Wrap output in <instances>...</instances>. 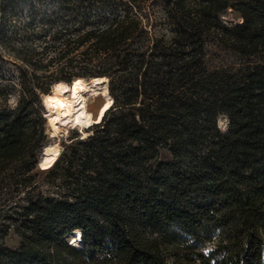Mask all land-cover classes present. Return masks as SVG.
I'll use <instances>...</instances> for the list:
<instances>
[{
	"label": "trees",
	"instance_id": "16d2710c",
	"mask_svg": "<svg viewBox=\"0 0 264 264\" xmlns=\"http://www.w3.org/2000/svg\"><path fill=\"white\" fill-rule=\"evenodd\" d=\"M95 4V21L8 45L22 89L0 110V182L43 138L26 146L37 87L106 76L113 103L46 169L59 194L28 193L0 264H264V0ZM228 8L241 21H222ZM214 45L255 60L241 74L214 66ZM77 229L80 246L66 238Z\"/></svg>",
	"mask_w": 264,
	"mask_h": 264
},
{
	"label": "rangeland",
	"instance_id": "374dc122",
	"mask_svg": "<svg viewBox=\"0 0 264 264\" xmlns=\"http://www.w3.org/2000/svg\"><path fill=\"white\" fill-rule=\"evenodd\" d=\"M90 1L95 0H0V110L13 109L21 93V73L20 62L9 51V43L17 44L42 43L50 41L53 38V33L60 25L67 24L71 27H77L83 22L79 15L89 17L90 21L98 19V15L102 9L95 4L93 7L87 5ZM88 2V3H87ZM94 4V2L92 3ZM93 12V13H89ZM224 22L241 21V16L228 8L227 12L221 15ZM89 22V21H87ZM41 27L44 30H41ZM40 30V31H39ZM65 31L64 33H69ZM213 51L211 64L230 71L241 74L248 66L253 64L255 58L245 57L237 54L231 49L223 48L222 46H211ZM50 69H54L51 66ZM43 70L39 69L38 74L42 75ZM46 77L42 76L38 81H44ZM68 84L67 82H54L49 85V91L44 92L41 88L35 89L34 99L36 100L37 110L40 115L35 117L36 130L33 131L31 137L26 138L27 147L33 143V137H36L40 131L43 133V138L36 147H32L34 157L25 159L24 153L16 162V167L6 173L5 178L0 182V241H4L8 246L18 245L21 239L22 230L18 222L21 219V206L25 203L28 193L56 196L59 194L56 184L60 182V178L54 179L46 174V169H41L38 166V156L41 149L44 151L49 143L57 142L61 153L65 143L72 138L81 137V132L77 128H69L68 132L59 133L55 137H51L45 118L44 97L52 94L57 90L58 85ZM66 90H62L65 94ZM102 102L101 97L93 98L89 102V106L93 112H96L99 104ZM228 120L221 117L218 120V125L225 128ZM95 124L92 125L89 132L94 130ZM82 138V137H81ZM26 147V148H27ZM30 148V147H29ZM26 165L35 166L28 170L23 169L24 161ZM24 179L22 185L19 181ZM22 182V181H21ZM20 183V184H19ZM73 234L70 233L66 238L73 239ZM73 236V237H72ZM213 240L206 241L201 245V248L207 250L213 244ZM80 238L76 240L77 246H80ZM72 258L70 261L72 262Z\"/></svg>",
	"mask_w": 264,
	"mask_h": 264
},
{
	"label": "bare ground",
	"instance_id": "6f19581e",
	"mask_svg": "<svg viewBox=\"0 0 264 264\" xmlns=\"http://www.w3.org/2000/svg\"><path fill=\"white\" fill-rule=\"evenodd\" d=\"M66 90L62 94V90ZM57 90L44 97L45 118L51 137L59 133L68 132L69 128H77L84 138L90 134L89 129L102 120L105 112L112 106L113 98L108 90V78L95 76L88 79L75 77L65 85H58ZM96 97H101L96 112H93L89 102ZM60 148L57 142L49 143L47 148L38 157V166L41 169L51 167L59 156ZM72 242L80 237V231L75 230ZM72 236V237H73Z\"/></svg>",
	"mask_w": 264,
	"mask_h": 264
},
{
	"label": "water",
	"instance_id": "95a60500",
	"mask_svg": "<svg viewBox=\"0 0 264 264\" xmlns=\"http://www.w3.org/2000/svg\"><path fill=\"white\" fill-rule=\"evenodd\" d=\"M40 155H41V153H39V156H40ZM39 156H38V157H39Z\"/></svg>",
	"mask_w": 264,
	"mask_h": 264
}]
</instances>
